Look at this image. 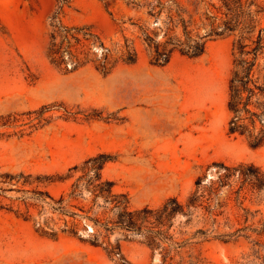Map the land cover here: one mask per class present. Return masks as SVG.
<instances>
[{
	"label": "rangeland",
	"instance_id": "rangeland-1",
	"mask_svg": "<svg viewBox=\"0 0 264 264\" xmlns=\"http://www.w3.org/2000/svg\"><path fill=\"white\" fill-rule=\"evenodd\" d=\"M156 1L0 0V264H264V190L239 195V172L153 244L114 223L118 200L185 206L219 165L264 171V144L228 132L237 33L154 65L143 32L156 28ZM99 165L120 199L95 197L85 180L71 194Z\"/></svg>",
	"mask_w": 264,
	"mask_h": 264
},
{
	"label": "trees",
	"instance_id": "trees-1",
	"mask_svg": "<svg viewBox=\"0 0 264 264\" xmlns=\"http://www.w3.org/2000/svg\"><path fill=\"white\" fill-rule=\"evenodd\" d=\"M191 5L193 12L189 13L175 0L165 3L157 0L149 9L148 14L158 21L152 35L146 30L143 32L151 63L166 65L174 52L191 58L199 57L204 52L207 39L237 33V39L233 42L237 57L229 80L227 100V109L233 115L228 132H237L245 136L252 147H259L264 144V26L257 14L264 10L260 9L254 15L249 11L251 3L246 5L241 0H191ZM201 27L207 29L204 36L198 34ZM125 55V62L135 61L136 52L133 48L127 46ZM90 162L94 160L87 163ZM219 166L224 172L218 175L216 181H211L202 189L199 188L200 179L196 181L197 189L188 196L185 206L180 205L176 199H169L157 210L144 208L128 211L126 206L121 208V201L118 200L115 203L118 214L114 223L123 229L144 234L148 243L153 244L164 233L160 228L168 226L176 214L188 216L191 214L190 210L203 203L208 204L219 187L229 185L231 178L237 175L236 172H239V195L243 191L255 195L264 190V171L259 167L253 164L239 165V169ZM92 168V172L88 169L72 185L71 194L80 191L78 181L85 180L86 186H92L95 197H102L105 201L110 198L120 199L111 193V182L101 181V165ZM215 184L218 186H214ZM62 201L61 198L59 203ZM208 209L209 204L206 207ZM155 228L158 230L155 231ZM262 228L264 229V222ZM105 229L108 230L107 227Z\"/></svg>",
	"mask_w": 264,
	"mask_h": 264
},
{
	"label": "water",
	"instance_id": "water-1",
	"mask_svg": "<svg viewBox=\"0 0 264 264\" xmlns=\"http://www.w3.org/2000/svg\"><path fill=\"white\" fill-rule=\"evenodd\" d=\"M152 25H153V26H157V25H158V22H157V21H153V22H152ZM210 179H212V176H211L210 174H207V175L205 176V181L210 180Z\"/></svg>",
	"mask_w": 264,
	"mask_h": 264
}]
</instances>
